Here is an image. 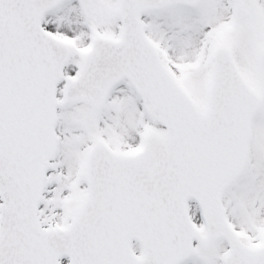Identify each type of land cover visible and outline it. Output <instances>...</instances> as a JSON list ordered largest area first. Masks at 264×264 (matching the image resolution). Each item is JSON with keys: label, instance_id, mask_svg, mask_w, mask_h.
<instances>
[{"label": "snow or ice", "instance_id": "obj_1", "mask_svg": "<svg viewBox=\"0 0 264 264\" xmlns=\"http://www.w3.org/2000/svg\"><path fill=\"white\" fill-rule=\"evenodd\" d=\"M0 264H264V0H0Z\"/></svg>", "mask_w": 264, "mask_h": 264}]
</instances>
